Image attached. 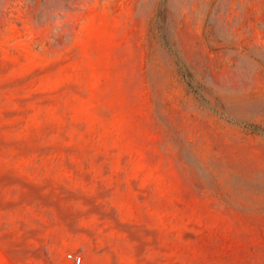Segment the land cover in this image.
<instances>
[{
	"label": "rangeland",
	"instance_id": "obj_1",
	"mask_svg": "<svg viewBox=\"0 0 264 264\" xmlns=\"http://www.w3.org/2000/svg\"><path fill=\"white\" fill-rule=\"evenodd\" d=\"M0 264H264V0H0Z\"/></svg>",
	"mask_w": 264,
	"mask_h": 264
},
{
	"label": "built area",
	"instance_id": "obj_2",
	"mask_svg": "<svg viewBox=\"0 0 264 264\" xmlns=\"http://www.w3.org/2000/svg\"><path fill=\"white\" fill-rule=\"evenodd\" d=\"M76 257V259L78 260V262H80L81 261V259H82V257L81 256H75Z\"/></svg>",
	"mask_w": 264,
	"mask_h": 264
}]
</instances>
